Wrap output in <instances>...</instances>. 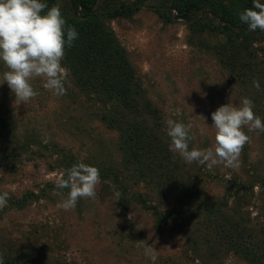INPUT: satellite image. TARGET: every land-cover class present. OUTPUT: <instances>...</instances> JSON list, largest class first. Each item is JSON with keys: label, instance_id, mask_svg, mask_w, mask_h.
<instances>
[{"label": "rangeland", "instance_id": "obj_1", "mask_svg": "<svg viewBox=\"0 0 264 264\" xmlns=\"http://www.w3.org/2000/svg\"><path fill=\"white\" fill-rule=\"evenodd\" d=\"M44 2L49 7L59 3L65 18L75 15L71 0ZM105 2L96 0L98 13ZM154 2L132 16L108 23L142 75L147 98L161 108L166 119L191 124L195 139L190 148L214 144L211 113L229 101L238 105L242 98H251L255 114L264 121V31H249L243 23L231 31H205L182 18L165 21L152 7ZM83 15L80 10L78 17ZM214 19L225 26L219 18ZM62 64L67 67L66 58ZM5 71L6 65L0 61V81ZM254 79L259 81V90ZM75 81L70 73L65 87L71 88ZM32 84L38 95L19 105L7 82L0 84V192L10 195L7 206L0 209V253L5 264H152L138 246L141 240L156 247V264H168L165 261L170 258L183 262L187 248L183 223L170 217L160 224L153 207L163 214L180 212L185 206L191 211L202 198L206 203L247 198L257 207L239 202L241 215H250L254 224L264 223V188L259 184L254 190L235 192L237 184L250 187L264 181V132L259 131L248 133L250 140L237 168L217 165L209 170L196 162L186 163L180 173L183 182L192 185L189 191L196 198L190 201L184 197L185 205L168 189L165 176L160 186L159 179L147 183L133 176L124 180L129 200L128 209H124L114 202V190L122 192L119 185L112 177L100 175L95 200L82 198L73 210L58 209L61 196L54 195L55 180L68 168L60 163L53 147L38 142L53 141L86 164L100 162L101 168L117 171L122 164L119 134L89 112L85 98H79L75 110L69 109V95H53L39 78ZM62 106L68 107L64 117L84 118L81 127V120L75 121L76 131L60 123ZM16 137L29 142L18 148L10 142ZM67 191L63 190L65 196ZM129 213L134 220L129 219ZM226 264L249 263L231 254Z\"/></svg>", "mask_w": 264, "mask_h": 264}, {"label": "trees", "instance_id": "obj_2", "mask_svg": "<svg viewBox=\"0 0 264 264\" xmlns=\"http://www.w3.org/2000/svg\"><path fill=\"white\" fill-rule=\"evenodd\" d=\"M150 1L106 0L102 12L98 13L95 9L96 0H71L72 7L76 9L75 15L66 18L79 33L73 46L65 49L66 66L76 80L71 88L66 87V95L70 96L71 102L69 109L75 110V106L80 104L79 98H85L88 102L86 106L90 107L89 112L100 116L108 127L118 132L121 168L111 171L109 168H101L100 162L93 165L99 168L103 178L112 177L119 185L122 192L118 203L124 209H128L129 203L126 197L128 188L125 187L124 180L133 176L137 181L147 183L159 179V186L165 176L164 183L177 194L184 205V197H188L190 201L196 198L193 196L194 192L189 191L193 188L192 185L183 182L180 173L181 168L187 164L178 154L169 150L171 141L166 134L164 113L147 98L142 75L108 23L118 17L132 16ZM152 7L165 21L182 18L193 22L201 30L231 31L233 27L246 25L239 20V13L252 7V0H156ZM236 7L238 11L233 9ZM80 10L84 14L82 18L78 17ZM216 17L225 26L215 22ZM238 53L236 52V56ZM67 109V106H62L59 110L62 119L60 123L62 122L63 127L70 126L76 131L75 121L81 120L78 125L81 127L84 118H76L74 115L64 117ZM82 126L87 129L85 124ZM22 140L20 142L16 137L10 142L20 148L29 142H25V137ZM44 143L46 142H38L39 146L53 147L59 153L60 163L67 168L83 161L79 155L66 152L53 141ZM259 184L264 188L263 180L249 185L250 187L240 183L235 187V192L239 194L240 190H254ZM229 198L212 203H206L202 198L196 202L195 208H190L191 211L185 209L190 206H185L182 211H175L173 214H163L153 207L157 222L161 224L170 217L175 218L183 223L180 226L187 237L185 261L170 258L165 263L226 264L229 255L237 254L249 264H264V223L254 224L250 215L242 216L239 202L251 207H257L256 204L247 198L240 200L242 197L239 196L232 202ZM190 217H194L193 220Z\"/></svg>", "mask_w": 264, "mask_h": 264}, {"label": "clouds", "instance_id": "obj_3", "mask_svg": "<svg viewBox=\"0 0 264 264\" xmlns=\"http://www.w3.org/2000/svg\"><path fill=\"white\" fill-rule=\"evenodd\" d=\"M241 23L249 31H264V2L252 0V7L239 13ZM78 30L67 22L59 3L48 6L44 0H0V61L7 68L3 79L15 94V102L27 104L38 95L32 81L39 78L43 88L60 97L67 94L65 87L70 70L63 66L66 47L73 46ZM253 85L260 89L259 81ZM254 102L244 97L239 104L227 102L211 113L215 130L214 144L206 147H191L195 139L191 124L175 119H166V134L170 137L169 150L191 164L196 162L209 170L217 165L237 168L243 147L249 142L251 132H264V121L254 112ZM247 129V131H245ZM201 135L205 130L201 129ZM101 181L97 166L83 161L74 163L55 180L54 195L61 196L56 207L65 211L73 210L82 198L95 200L97 185ZM67 189V195L63 190ZM121 192L114 190V202L119 201ZM8 191L0 192V209L7 206ZM118 211V209H117ZM129 219L134 220L132 213ZM139 247L144 250L152 264H156L158 253L153 244L141 240ZM0 264H5L0 253Z\"/></svg>", "mask_w": 264, "mask_h": 264}]
</instances>
